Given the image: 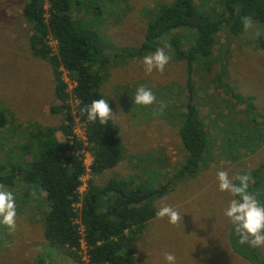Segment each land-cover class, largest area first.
I'll return each instance as SVG.
<instances>
[{"label":"rangeland","instance_id":"1","mask_svg":"<svg viewBox=\"0 0 264 264\" xmlns=\"http://www.w3.org/2000/svg\"><path fill=\"white\" fill-rule=\"evenodd\" d=\"M174 1L83 0L81 6L74 5L75 18L98 35L109 58L96 68L101 67L102 92L113 111L111 120L120 128L123 150L114 168L96 176L88 168L79 191L83 194L87 190L90 177L100 186L112 177L133 181V186L148 179L155 181V185L151 184L154 187L172 186L152 200L153 207L158 211L162 205H170L183 219L177 225L169 224L167 217L149 221L136 242L135 264H167L166 252L175 254L176 264H250L231 248L233 240L239 245L238 237L232 234L231 241L233 225L224 212L233 197L218 190L217 172L227 171L234 178L264 163V23H252L253 27L240 36H230L222 30L212 59L204 68L198 63L195 66L193 103L201 108L210 143L200 171L180 179L179 166L184 163L186 150L178 128L183 126L188 111L187 60L176 59L170 35L157 44L170 56L163 74L154 71L147 75L143 57H115L125 48H139L149 22ZM201 1L204 0H198ZM207 1L212 4L214 0ZM27 2L0 0V114L7 118L0 133L12 146L1 152L0 158L13 164L32 160V153L26 150L32 133L63 122L62 114L50 110L60 103L52 65L47 58L35 54L30 44L33 25L23 12ZM94 5L99 10L91 7ZM177 32L183 36V47H190L195 34L190 29ZM51 44L56 51L54 39ZM64 77L71 89L73 84L66 71ZM140 86L154 93L155 103L134 104ZM71 103L75 106L76 100ZM239 106H246V110H239ZM75 132L86 139L83 122H77ZM56 134L61 141L66 140L61 131ZM238 145L243 153L236 152ZM26 154L30 155L26 158ZM85 158L89 166L91 155L86 152ZM4 186L15 195L17 215L14 230L0 224V264H87L84 242L83 261H75L45 238L44 213L50 209V202L44 192L33 190L35 200L24 201L19 198L25 192L24 183L14 189ZM255 191L253 194L264 203V190L258 187ZM257 251L264 259V246Z\"/></svg>","mask_w":264,"mask_h":264},{"label":"trees","instance_id":"2","mask_svg":"<svg viewBox=\"0 0 264 264\" xmlns=\"http://www.w3.org/2000/svg\"><path fill=\"white\" fill-rule=\"evenodd\" d=\"M82 4L83 0H28L24 6V16L33 25L31 47L35 54L50 61L55 76V93L60 103L52 105L50 110L53 114H62L63 122L32 133L31 144L26 145L27 152L33 155L32 160L13 164L0 158V183L11 189L24 183L25 192L19 197L24 201L35 200L33 190L46 194L50 209L44 213L45 238L75 261H83L84 242L87 264H135L136 242L147 223L156 217L152 200L163 196L172 186L154 187L151 184L155 181L149 179L133 186V181L118 177L100 186L90 177L87 190L83 194L79 191L88 168L92 176L99 175L114 168L123 155L119 126L111 119L107 125H101L98 120L88 121L86 113L81 112L93 100L105 99L101 67L96 66L109 60L98 35L72 12L74 5ZM91 7L99 10L96 5ZM245 16L251 17L252 23H264V0H214L212 4L207 0L200 3L175 0L161 8L149 22L139 48H125L115 55L116 58L145 57L157 49L158 40L170 35L176 59L187 60L189 103L186 120L179 129L186 156L179 166L180 179L200 171L209 145L204 121L193 103L194 68L197 63L204 68L213 56L222 30L230 36L245 32L242 23ZM181 29H190L195 34L186 49L183 36L177 32ZM51 39L57 42L56 51ZM64 71L73 84L71 89ZM72 99L76 100L75 106ZM78 121L86 126V139L75 132ZM6 123V116L0 114V127ZM57 131L63 133L65 141L57 137ZM11 148L0 133V153ZM86 152L92 158L89 167L85 163ZM30 154H26V158ZM243 173H250L254 181L249 182L250 192L256 193L258 187L264 190V163L254 171ZM232 234L234 228L231 241ZM231 248L250 264H264L258 247L236 245L233 240Z\"/></svg>","mask_w":264,"mask_h":264},{"label":"clouds","instance_id":"3","mask_svg":"<svg viewBox=\"0 0 264 264\" xmlns=\"http://www.w3.org/2000/svg\"><path fill=\"white\" fill-rule=\"evenodd\" d=\"M242 23L245 31L253 27L251 17L245 16ZM168 46L165 45V47ZM169 60L170 56L166 54L164 48L158 47L154 53L143 57L145 73L151 75L156 71L163 74ZM155 102L156 96L150 89L144 86L137 88L134 95L135 105L150 106ZM81 112L86 113L88 121L96 122L98 120L101 125H107L108 121L114 116L109 101L105 99L93 100L90 105H85ZM217 179L218 190L228 192L233 197L229 201L224 214L233 225L238 243L241 245L247 244L252 248L264 246V203L249 191L251 174H237L234 178H230L227 171L220 170L217 172ZM234 181H238V183ZM16 215L14 193L7 190L4 185H0V224L14 230ZM156 217L158 219L167 217L168 223L171 225H177L183 219L179 211L170 205H162L156 212ZM164 259L167 264H176L177 258L174 253L166 252L164 253Z\"/></svg>","mask_w":264,"mask_h":264},{"label":"crops","instance_id":"4","mask_svg":"<svg viewBox=\"0 0 264 264\" xmlns=\"http://www.w3.org/2000/svg\"><path fill=\"white\" fill-rule=\"evenodd\" d=\"M200 108V106H197V109L199 110V113H200V115H202V113H201V108ZM238 109L239 110H243V111H245L246 110V106L245 107H238ZM201 118H202V116H201ZM202 120H203V118H202ZM205 124V123H204ZM179 129L180 128H178V131H179ZM205 130L207 131V129H206V126H205ZM207 133H208V138H209V136H210V134H209V132L207 131ZM244 133L246 134V135H248L249 137H250V133L249 132H246V131H244ZM180 135V134H179ZM245 137H247V136H245ZM181 139V138H180ZM144 142H146V141H144ZM182 142V141H181ZM209 143H210V139H209ZM241 152V153H243L244 152V150L242 149V147L240 146V145H238L237 146V150H236V152ZM206 156H207V152H205L204 153V159H203V162L202 163H205L206 162Z\"/></svg>","mask_w":264,"mask_h":264},{"label":"built area","instance_id":"5","mask_svg":"<svg viewBox=\"0 0 264 264\" xmlns=\"http://www.w3.org/2000/svg\"><path fill=\"white\" fill-rule=\"evenodd\" d=\"M55 42H56V40H55ZM51 43V42H50ZM57 43V42H56ZM77 222H78V220H77Z\"/></svg>","mask_w":264,"mask_h":264}]
</instances>
